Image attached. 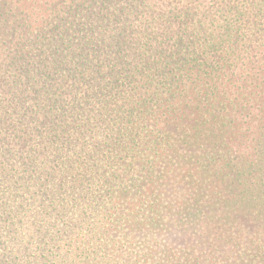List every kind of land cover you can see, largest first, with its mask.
Returning <instances> with one entry per match:
<instances>
[{
	"label": "trees",
	"instance_id": "1",
	"mask_svg": "<svg viewBox=\"0 0 264 264\" xmlns=\"http://www.w3.org/2000/svg\"><path fill=\"white\" fill-rule=\"evenodd\" d=\"M0 264H264V0H0Z\"/></svg>",
	"mask_w": 264,
	"mask_h": 264
}]
</instances>
